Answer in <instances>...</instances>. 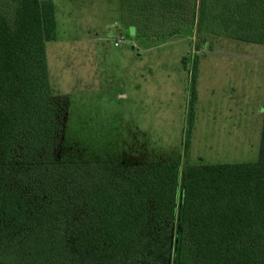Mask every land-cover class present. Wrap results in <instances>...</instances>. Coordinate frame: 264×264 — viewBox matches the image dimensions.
Masks as SVG:
<instances>
[{
	"label": "trees",
	"instance_id": "16d2710c",
	"mask_svg": "<svg viewBox=\"0 0 264 264\" xmlns=\"http://www.w3.org/2000/svg\"><path fill=\"white\" fill-rule=\"evenodd\" d=\"M118 1L149 38L264 44V0ZM55 37L54 0H0V264H264V115L255 161H70Z\"/></svg>",
	"mask_w": 264,
	"mask_h": 264
},
{
	"label": "rangeland",
	"instance_id": "374dc122",
	"mask_svg": "<svg viewBox=\"0 0 264 264\" xmlns=\"http://www.w3.org/2000/svg\"><path fill=\"white\" fill-rule=\"evenodd\" d=\"M54 5L46 59L52 96L66 97L62 149L70 161L181 162L186 138L189 163L257 159L264 44L216 38L196 50L193 37L132 33L118 0Z\"/></svg>",
	"mask_w": 264,
	"mask_h": 264
},
{
	"label": "built area",
	"instance_id": "2783aa9c",
	"mask_svg": "<svg viewBox=\"0 0 264 264\" xmlns=\"http://www.w3.org/2000/svg\"><path fill=\"white\" fill-rule=\"evenodd\" d=\"M120 41L122 40L120 38H117L116 41L114 42V45L117 46Z\"/></svg>",
	"mask_w": 264,
	"mask_h": 264
},
{
	"label": "water",
	"instance_id": "95a60500",
	"mask_svg": "<svg viewBox=\"0 0 264 264\" xmlns=\"http://www.w3.org/2000/svg\"><path fill=\"white\" fill-rule=\"evenodd\" d=\"M131 28H132V33H134L135 26L134 27H131Z\"/></svg>",
	"mask_w": 264,
	"mask_h": 264
}]
</instances>
